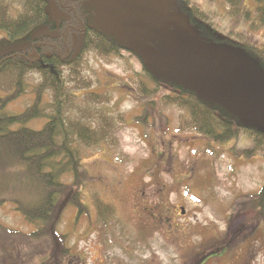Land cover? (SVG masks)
<instances>
[{
  "label": "rangeland",
  "instance_id": "374dc122",
  "mask_svg": "<svg viewBox=\"0 0 264 264\" xmlns=\"http://www.w3.org/2000/svg\"><path fill=\"white\" fill-rule=\"evenodd\" d=\"M0 1L8 2L11 11L20 8L18 0ZM188 1L209 16L222 41L200 42L186 24H179L173 72L151 69L161 82L148 79L126 52L101 55L88 49L75 74L62 71L89 83L81 94L108 101L105 121L113 123L111 131L104 127V139L84 161L89 179L78 194L82 215L74 228L68 211L59 227L83 264H264V214L259 209L234 244L227 229L231 221L242 222L245 199L255 198L264 184V153L248 152L252 141L243 132L223 144L205 140L185 122L187 113L180 106L185 95L168 83L193 87L238 125L264 132V70L241 48L264 50V27L253 0H244L251 12L246 21L232 18L223 0ZM38 82L40 77L30 74L27 92L6 111L29 106ZM81 99L75 103L83 107ZM42 126V121L27 125L34 130ZM98 202L113 210L106 225L97 216ZM31 229L9 202L0 207V264H19L20 257L22 264L43 260L37 243L29 240Z\"/></svg>",
  "mask_w": 264,
  "mask_h": 264
},
{
  "label": "trees",
  "instance_id": "16d2710c",
  "mask_svg": "<svg viewBox=\"0 0 264 264\" xmlns=\"http://www.w3.org/2000/svg\"><path fill=\"white\" fill-rule=\"evenodd\" d=\"M18 1V11H11L8 2L0 1V33L5 34L4 40H0V207L9 202L13 211L32 227L29 240L37 243L41 251L43 260L39 264H83L68 247V234L60 232L59 227L68 211L72 212L74 228L82 215L78 194L89 179L84 161L104 139V127L111 126L110 131L113 128V123L109 121L110 125L105 121L109 112L103 105L108 101H103L98 94H81L88 89L89 83L77 75L65 77L62 74L64 70L76 71L82 57L68 62L71 59L68 56L66 60L43 69L39 61L30 56L33 43L39 36L45 38L39 30L40 3L39 0ZM253 1L257 4V18L264 27V0ZM223 2L235 20L246 21L249 18L251 12L245 7L244 0ZM169 11L176 18L172 29L186 24L200 42L217 44L222 41L209 16L188 0H172ZM115 42L118 41L111 35L98 34L86 48L97 49L101 55L115 54L118 51L113 46ZM21 43L24 47H19ZM154 43L150 44L154 46ZM83 44L82 40L79 48ZM241 48L264 70V50L250 45H241ZM141 54L153 71L167 72L153 66L143 56V51ZM30 74L40 77V82L31 90L32 103L21 112H7V106L27 92ZM146 76L156 83L151 71ZM168 83L169 88L180 90L185 95L180 104L187 113L185 122H191V129L205 140L223 144L243 132L252 141L248 152L264 153V149L259 147L264 145V132L238 125L225 109L206 102L193 87L176 85L170 80ZM81 97L83 107L75 103ZM33 121H42V128L34 130L27 127ZM245 200L249 204L243 207L247 212L242 216L244 221H231L227 228L233 244L245 228L250 227L255 218L254 210L259 209L260 214H264V184L255 198ZM110 208L102 202L96 204L97 216L103 218H100L103 220L101 225H106L104 219L113 213ZM86 218L91 223L88 212ZM19 259V264H22L24 260Z\"/></svg>",
  "mask_w": 264,
  "mask_h": 264
},
{
  "label": "flooded vegetation",
  "instance_id": "af4514ba",
  "mask_svg": "<svg viewBox=\"0 0 264 264\" xmlns=\"http://www.w3.org/2000/svg\"><path fill=\"white\" fill-rule=\"evenodd\" d=\"M39 3V30L45 38L38 37L30 56L43 69L68 56L71 57L68 62L82 57L95 35L106 34L118 41L113 46L119 55L126 52L147 73L151 71L139 50L149 45L153 37L137 13L134 0H39ZM167 3L169 9V0ZM82 40L84 44L79 48Z\"/></svg>",
  "mask_w": 264,
  "mask_h": 264
},
{
  "label": "water",
  "instance_id": "95a60500",
  "mask_svg": "<svg viewBox=\"0 0 264 264\" xmlns=\"http://www.w3.org/2000/svg\"><path fill=\"white\" fill-rule=\"evenodd\" d=\"M171 1L169 0L170 3ZM134 2L137 13L149 30H147L149 36L150 32L153 33L151 42L155 41L154 46L147 44L140 48V54L143 51V56L156 68L173 72L177 65L179 31L172 29L176 24V18L170 13L167 0H134Z\"/></svg>",
  "mask_w": 264,
  "mask_h": 264
}]
</instances>
